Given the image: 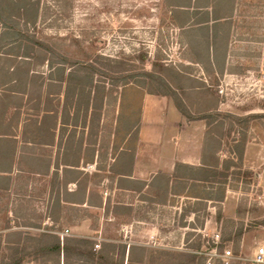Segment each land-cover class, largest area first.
Masks as SVG:
<instances>
[{
    "label": "rangeland",
    "instance_id": "1",
    "mask_svg": "<svg viewBox=\"0 0 264 264\" xmlns=\"http://www.w3.org/2000/svg\"><path fill=\"white\" fill-rule=\"evenodd\" d=\"M259 11L263 13L261 18L264 22V0ZM162 16L159 0H40L39 19L33 34L36 40L45 43L54 52L55 55L50 56L54 68L63 64L61 58L70 62V65L65 62L66 69L71 64L78 63L92 64L96 69L106 71L107 65L115 64L113 67L117 68L121 63L123 68L130 70V76L144 83L147 92L167 94L169 91L162 85L164 83L175 91L193 115L206 112L219 114L210 130L214 135L220 136V156L223 158H235L234 151L233 154L229 152L240 144L262 148L257 163L251 160L254 155L251 151L252 157L248 165L243 159L240 170L230 168L229 174H232L228 179L226 198L222 204H207L205 221L208 219L209 222L207 225L204 222L202 228L196 227L195 231L203 241L202 255L213 250L204 246L209 241L213 242L211 236L218 233L220 237H232L222 248L231 252L232 258L228 264H252L250 260L254 251L258 247H264L259 244L264 239V34L260 38L248 40H241L239 35H234L228 47V69L207 72L200 64L195 65L193 61H196V55L192 47L177 38ZM46 64L37 69L43 71L44 77L48 76ZM94 80L104 85L105 92L110 90L108 79L95 75ZM57 87L58 85L48 88L51 92H56L50 98L54 105L60 102ZM214 98L218 102L216 107L213 106ZM61 99L62 110L64 96ZM117 99L116 93H112L104 101L103 109L95 116L91 111L85 115L81 110L77 127L70 125L67 130L69 133L74 131L76 138L83 137L86 147L93 145L101 154L104 150L109 152L117 116ZM65 109L70 114L69 122L72 124L75 111L69 107ZM228 115L233 118L225 117ZM248 116L253 118L247 124L238 122ZM176 118H181V115L169 107L165 115L166 135L170 133L167 128ZM47 152L51 150H43L42 153ZM251 166L258 168L254 170ZM83 171L88 174L95 172V164L87 165ZM245 171L250 173L246 175ZM239 172L240 176L235 178L234 174ZM26 176L22 175L23 178L17 180V188H13L7 196L0 193L1 236L5 234L7 224L13 231L21 230L30 234L39 232L35 228L15 226L16 223L23 222L13 221L10 210L14 207L19 209L20 205L21 210L27 207L30 223L40 222L41 228L52 225L46 218L48 179L29 176L26 181ZM245 182L250 184L246 185ZM105 184L106 182L102 183L98 188L103 202L109 198L110 207L128 206L131 209L128 216H114L109 212L105 214L102 209L86 206H83L87 208L86 211H79L78 208L76 213L70 207H64L61 223L54 225L55 230H59L55 233L60 235L67 231L63 237L145 246L152 251L171 252L176 254L174 257L179 255L178 259H184L185 255L193 253L199 254L200 251L194 252L186 248L193 243L195 236L185 243V234L191 231L189 224L193 222V215L181 219L182 209L190 207L184 198H168L165 202L161 200V204H156L154 201L158 199V195L148 201L138 194L131 195L116 189L107 191ZM17 200H22L23 203L19 204ZM217 210L221 213L219 221L215 218ZM83 221L85 229L76 233L72 227L81 226ZM72 223L77 224L72 226ZM239 229L243 233L239 251L234 255L231 246ZM215 252L220 254L219 250ZM151 257L156 260L154 263L149 260L148 264H161L166 260L155 253ZM22 264L42 263L25 259Z\"/></svg>",
    "mask_w": 264,
    "mask_h": 264
},
{
    "label": "trees",
    "instance_id": "2",
    "mask_svg": "<svg viewBox=\"0 0 264 264\" xmlns=\"http://www.w3.org/2000/svg\"><path fill=\"white\" fill-rule=\"evenodd\" d=\"M39 11L40 0H0V84L4 86V90L15 89L17 85H22L29 98L35 94L39 98L44 85L47 90L45 91L46 96L50 95L49 84H53V87L58 85V93L63 86L62 121L66 122L69 114L65 108L73 109L75 112L71 125L74 128L77 127L78 114L81 110L85 112V115L91 111L95 116L103 109L104 101L112 93H116L118 97L117 116L111 141L112 147L109 152L104 150L101 154L93 145L82 149L83 137L76 138L75 132L72 131L65 139L62 152L57 151L56 163L51 173H49V162L43 166V162H46L44 157L31 158L29 156L16 160L12 150L0 151V164L1 161L5 163L4 167L0 165L1 195L7 196L13 188L18 186L16 183L19 176L11 174L14 164L17 173H27L26 181L29 180V176L36 174L48 179L46 218L52 223L49 227L41 228L40 222L39 224L30 223L26 206L23 210H21L22 205L19 206V209L12 208L10 213L13 216V221L23 222L16 223L15 226L35 228L39 232L30 234L21 230L13 231L7 224L5 234L0 235V264H22L25 259H33L42 264H148L149 260H151L150 263H154L156 260L151 257L152 253L166 258L161 264H206V257L201 254L203 241L200 234H196V227L202 228L204 225L208 201L220 204L224 200L228 179L232 174H229L230 168L241 169L244 145L240 144L239 147L235 146L234 150L228 151L229 154H233L234 151L235 158L229 156V158L220 161L217 156L222 148L220 136L214 135L210 130L216 117L220 116L219 114L206 112L193 115L177 97L175 91L164 83L162 85L169 91L167 94L147 92L144 89V83L135 80L134 76H130V70L123 68L120 62V67L117 68L113 67L115 64L107 65L106 71L98 70L92 64L78 63H73L66 69L65 62L67 61L61 58L63 64L54 68L53 60L50 57L54 52L45 43L36 40L33 34L39 19ZM200 42L201 44L191 46L196 55V61H192L203 65L208 72L209 69L206 65L208 47L214 46L217 40L210 42L204 39ZM67 63L70 65V62ZM45 64L48 68L46 77L42 75L43 71L37 70ZM31 68L33 72H31ZM95 75H100L110 81L108 92H105L104 85L94 80ZM12 81H15V85L9 86ZM146 94L168 97L172 99L176 110L187 121L201 120L206 123L207 131L201 166L176 164L171 176H158L148 184L129 179L133 168L142 102ZM216 101L214 98V107L218 103ZM225 117L233 118L231 115ZM250 118L253 116L244 117L238 122L247 124ZM41 130L39 128L38 135L33 136L34 143L38 144L44 138L40 135ZM51 135L53 134L51 133ZM62 142L61 132L58 146L62 145ZM207 153L212 154L211 158L205 159ZM80 164L83 167L95 164V172L84 173L80 169ZM37 165L39 166L36 168ZM244 173L248 175L250 172L245 171ZM234 175L235 178H238L240 172ZM103 181L106 182L105 190L107 191L116 189L131 195L138 194L139 197L148 199V201L158 195V199L154 201L156 204H161V200L165 202L169 194L170 198L184 197L187 201L185 203L190 207L182 209L180 217L184 219L186 216L193 215V222L189 224L191 231L185 234V243L195 236L193 243L186 248L194 252L200 251L199 254L193 253L185 255L184 259H178L179 255L174 257L176 254L171 252L152 251L145 246L127 245L115 241L97 242L92 238L60 237L56 234L55 232H59V230H55L54 225L61 223L64 207H70L71 211L75 210L76 212L78 208L79 211H86L87 208H83L85 205L88 208L102 209L105 214L109 212L114 216L129 215L131 209L127 208L128 206L110 207L109 198L103 202L98 190L99 186L104 183ZM245 184L249 185L250 183L245 182ZM69 185H74L72 191H68ZM145 188L147 190L143 193ZM18 201L19 204L23 203L22 200ZM220 217V210H217L216 221H219ZM76 224L72 223L71 225ZM182 227H185V224H182ZM242 233L243 230L239 229L233 238L234 242L231 247L234 250V255H237L239 251ZM231 239L230 236H221L217 245H213V242L209 241L204 247L206 249L215 248L222 253L224 244ZM213 264H222V261L214 259Z\"/></svg>",
    "mask_w": 264,
    "mask_h": 264
},
{
    "label": "crops",
    "instance_id": "3",
    "mask_svg": "<svg viewBox=\"0 0 264 264\" xmlns=\"http://www.w3.org/2000/svg\"><path fill=\"white\" fill-rule=\"evenodd\" d=\"M159 2L162 18L165 19L164 21L168 23L177 38L184 40L187 45L201 44L200 41L204 39L210 42L217 40L214 46L208 47L207 52L208 62L206 65L212 71L228 69L227 58L230 54L228 47L230 39L234 35H239L241 40H248L260 38L264 34V22L261 18L263 13L259 11L262 9V0H159ZM199 64L195 63L197 66L201 65ZM7 70L9 71V69ZM31 72H33L32 68ZM11 85H15V81L9 84V86ZM49 85L53 87V84ZM45 88L44 86L39 98H37V94L29 98L22 85H17L15 89L4 90V86L0 84V151L12 150L16 160L29 156L31 158L44 157L46 162H43V166L49 162V173H51L56 163L57 151L62 152L65 139L70 135L67 129L71 124L69 122L70 114H68L66 122L62 121L60 108L63 99H61L62 89L57 96L60 102L54 105L50 98L56 92L49 91L50 95L46 96ZM169 107L176 110L172 99L168 97L144 95L130 180L148 184L158 176H171L176 164L201 166L207 131L206 123L201 120L187 121L176 110L181 118H176L169 125L171 128L167 129L170 133L166 135L165 115ZM39 128L42 129L40 135L44 138L37 144L33 142V136L38 135ZM61 132L63 142L58 146ZM7 141L9 142L7 143ZM85 147L83 144L82 149ZM47 149H50L51 152L42 153ZM221 151L222 149L217 153L220 161L224 159L223 156H220ZM251 151L254 154L253 158L250 156ZM261 153L262 148L249 145L245 147L244 145L242 160L244 159L246 165L249 164L250 158L254 163H257ZM211 156L212 154L207 153L205 159L211 158ZM0 165L4 167L5 163L1 161ZM84 168L80 164V169ZM250 168L255 170L258 166ZM11 172L14 176L17 174L18 179L23 178L22 175H27V173H17L15 164ZM31 176L39 177L37 174ZM69 186L72 188L68 187V191H72L74 185ZM227 189L228 187H226V191ZM146 190L147 188L143 190V193ZM170 197L169 194L167 199ZM173 198L181 200L184 197ZM209 203L211 201L207 202V204ZM207 220L205 225L209 222ZM85 227L83 221L81 226L72 228L77 233ZM259 244L264 245L263 238Z\"/></svg>",
    "mask_w": 264,
    "mask_h": 264
},
{
    "label": "built area",
    "instance_id": "4",
    "mask_svg": "<svg viewBox=\"0 0 264 264\" xmlns=\"http://www.w3.org/2000/svg\"><path fill=\"white\" fill-rule=\"evenodd\" d=\"M67 231L61 233L59 236H66ZM213 243L216 245L219 242L220 235L215 233L211 236ZM97 248V246H95ZM215 249V248H214ZM211 250L210 252H204L203 255L206 257V264H213L214 259H220L222 264H228V261L232 258L231 252L228 249H224L222 253L217 254L215 250ZM252 264H264V247H258L252 255L251 258Z\"/></svg>",
    "mask_w": 264,
    "mask_h": 264
}]
</instances>
